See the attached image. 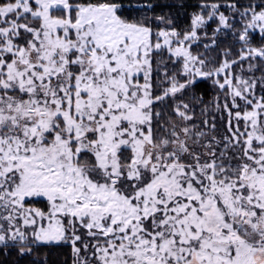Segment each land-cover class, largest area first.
<instances>
[{
    "label": "snow or ice",
    "instance_id": "6c2138e0",
    "mask_svg": "<svg viewBox=\"0 0 264 264\" xmlns=\"http://www.w3.org/2000/svg\"><path fill=\"white\" fill-rule=\"evenodd\" d=\"M0 264H264V0H0Z\"/></svg>",
    "mask_w": 264,
    "mask_h": 264
}]
</instances>
